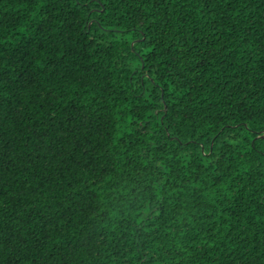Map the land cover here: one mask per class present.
I'll list each match as a JSON object with an SVG mask.
<instances>
[{
	"label": "trees",
	"instance_id": "trees-1",
	"mask_svg": "<svg viewBox=\"0 0 264 264\" xmlns=\"http://www.w3.org/2000/svg\"><path fill=\"white\" fill-rule=\"evenodd\" d=\"M0 264H264V0H0Z\"/></svg>",
	"mask_w": 264,
	"mask_h": 264
}]
</instances>
